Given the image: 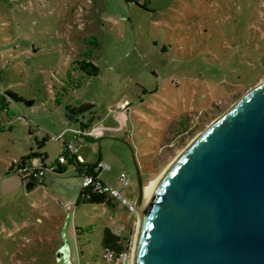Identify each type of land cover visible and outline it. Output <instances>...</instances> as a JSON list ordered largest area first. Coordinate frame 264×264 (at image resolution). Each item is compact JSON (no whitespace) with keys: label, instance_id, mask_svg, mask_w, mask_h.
<instances>
[{"label":"rangeland","instance_id":"obj_1","mask_svg":"<svg viewBox=\"0 0 264 264\" xmlns=\"http://www.w3.org/2000/svg\"><path fill=\"white\" fill-rule=\"evenodd\" d=\"M76 59L99 71L71 74L72 88ZM263 81L264 0H0V91L34 100L0 115V264H108L104 228L132 247L136 213L75 202V168L50 170L64 142L84 164L108 165L101 178L133 202L135 164L147 184ZM86 103L98 139L75 141L66 109ZM28 157L45 167L30 188L9 170Z\"/></svg>","mask_w":264,"mask_h":264},{"label":"water","instance_id":"obj_2","mask_svg":"<svg viewBox=\"0 0 264 264\" xmlns=\"http://www.w3.org/2000/svg\"><path fill=\"white\" fill-rule=\"evenodd\" d=\"M135 175L129 264H264V81L147 184Z\"/></svg>","mask_w":264,"mask_h":264},{"label":"trees","instance_id":"obj_3","mask_svg":"<svg viewBox=\"0 0 264 264\" xmlns=\"http://www.w3.org/2000/svg\"><path fill=\"white\" fill-rule=\"evenodd\" d=\"M88 57V55L86 56ZM98 67L92 63L90 60L88 59H80V60H73L70 63L69 66V70L68 73L66 75L67 80L70 81V83L72 84V88H77L80 84L79 80H76V82H73V77L71 74L73 73H81L84 74L88 77H95L98 74ZM18 102H23L27 107H32L34 105V100L33 99H28L25 98L24 96H21L19 94H17L16 92L10 90V89H5L3 91H0V115L5 113L8 115L9 113V108L10 106L12 107H18L17 103ZM92 108L91 104H82L80 106H72V107H67V117L71 120H74L77 122L78 124V128L75 129L74 131V138L75 141H78V139H86L88 140L89 138L86 136L87 132L93 128L94 125V117L89 116V118H86L83 113L86 111H90ZM20 109V108H19ZM23 110H19V115H14L17 118L20 119H26L23 112ZM91 114V113H90ZM76 116H80V118H77ZM84 121V122H83ZM29 131H32L33 128L30 126L28 127ZM81 133V134H80ZM65 143V142H64ZM64 155V145H63V152L62 154H60L58 157L63 156ZM30 158H26L22 159L20 163H25L27 166L31 165V162L29 160ZM64 163H68L69 165H72L75 170H76V174L80 175L83 166H91L88 164H80L77 161H71L68 160ZM63 164H59L58 163V158L54 161V164H52L50 167H55V170H53V172H62L63 170H65V165ZM10 171H15L14 168H9ZM44 177V176H41ZM21 180L23 182L26 181H32L33 183H38L36 179H31V180H25L22 179ZM83 202H90V203H106L107 201V197L102 196V195H93L90 198L86 199V200H82ZM101 247L103 248V252L105 249L110 250L112 252L118 253L121 252L123 250H126L130 247V240L123 238L119 235H117L116 233L112 232L109 228H104L102 231V236H101ZM103 254V253H102Z\"/></svg>","mask_w":264,"mask_h":264},{"label":"built area","instance_id":"obj_4","mask_svg":"<svg viewBox=\"0 0 264 264\" xmlns=\"http://www.w3.org/2000/svg\"><path fill=\"white\" fill-rule=\"evenodd\" d=\"M86 136L89 139L97 140V128L94 127L90 129ZM56 139L60 140L61 137H57ZM76 151L77 146L75 144L72 142H65L64 155L58 157V163L63 164L64 162L71 160L77 161L80 164H84L80 158L78 159L76 157ZM15 170L19 173L20 177L25 180L37 179V177L45 175V167L39 166V164L35 162L31 163L30 166H27L25 163H20L17 165ZM50 170H55V167H50ZM109 170L110 167L101 161H98L96 164L91 166H83L80 173V176L82 177L80 192L75 202H78L80 199L86 200L93 195H102L117 201L126 209L128 215L132 216L136 213L134 203L123 196L120 189L114 188L100 179V173L103 171L108 172ZM117 181L121 187H125L129 184L130 179L126 173H120L117 177ZM131 248L132 247L130 245L128 249L118 253L105 249L103 252V259L108 264H129Z\"/></svg>","mask_w":264,"mask_h":264},{"label":"crops","instance_id":"obj_5","mask_svg":"<svg viewBox=\"0 0 264 264\" xmlns=\"http://www.w3.org/2000/svg\"><path fill=\"white\" fill-rule=\"evenodd\" d=\"M93 121H95V120H93ZM83 122H84V121H83ZM77 128H78V126L74 128V131H75V129H77ZM93 128H94V125H93ZM31 157H34V156H31ZM33 159H34V158H33ZM25 160H26V159H25ZM29 160H30V159H29ZM98 161H100V160H98ZM30 162H31V163H33V162L37 163L36 160H34L33 162L30 160ZM63 171H64V170H63ZM63 171H62V172H63ZM62 172H54V173H55V174H61ZM103 172H106V171H103ZM103 172H101L99 176H100V179H101L103 182H105V181L101 178V174H102ZM108 172H110V170H109ZM44 177H45V175H44ZM44 179H45V178H44ZM47 181H48V182H47ZM53 181H54V178H53V179H49V180H46V179H45V180H42L41 183L39 182V184H43V185H44V184H49V183H53ZM22 182H23V181H22ZM27 182H28V181L23 182L22 184H25V185H26ZM37 182H38V181H37ZM46 182H47V183H46ZM105 183H107V182H105ZM36 184H38V183H33V185H32V186L29 185L28 188L33 187V186H35ZM107 184H109L110 186H112V187L115 188V185H112V184H110V183H107Z\"/></svg>","mask_w":264,"mask_h":264}]
</instances>
